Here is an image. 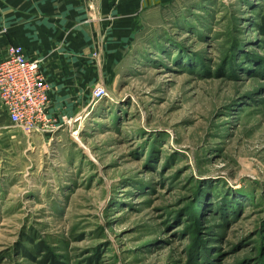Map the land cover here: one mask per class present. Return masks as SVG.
Masks as SVG:
<instances>
[{
    "label": "rangeland",
    "instance_id": "rangeland-1",
    "mask_svg": "<svg viewBox=\"0 0 264 264\" xmlns=\"http://www.w3.org/2000/svg\"><path fill=\"white\" fill-rule=\"evenodd\" d=\"M144 20L74 138L28 150L3 118L0 264L33 235L69 264H264V0Z\"/></svg>",
    "mask_w": 264,
    "mask_h": 264
},
{
    "label": "crops",
    "instance_id": "crops-1",
    "mask_svg": "<svg viewBox=\"0 0 264 264\" xmlns=\"http://www.w3.org/2000/svg\"><path fill=\"white\" fill-rule=\"evenodd\" d=\"M176 2L0 0V61L9 46L22 45L28 57L40 61L50 84L49 128L26 135L27 149H46L51 139L78 135L79 126L97 104L92 90L100 84L108 86L124 57L137 49L145 14ZM86 90L91 92L86 95L82 92ZM0 116V134L8 137L11 150L14 138L5 129L9 124L3 118L8 119L9 114L1 101ZM46 153L39 154L43 164H48Z\"/></svg>",
    "mask_w": 264,
    "mask_h": 264
},
{
    "label": "built area",
    "instance_id": "built-area-1",
    "mask_svg": "<svg viewBox=\"0 0 264 264\" xmlns=\"http://www.w3.org/2000/svg\"><path fill=\"white\" fill-rule=\"evenodd\" d=\"M94 103L112 99L107 86L92 90ZM0 101L11 123L27 135L49 128L50 84L40 61L28 57L22 45L13 44L0 61Z\"/></svg>",
    "mask_w": 264,
    "mask_h": 264
},
{
    "label": "trees",
    "instance_id": "trees-1",
    "mask_svg": "<svg viewBox=\"0 0 264 264\" xmlns=\"http://www.w3.org/2000/svg\"><path fill=\"white\" fill-rule=\"evenodd\" d=\"M260 31L264 34V22L260 25ZM27 240L31 247L20 243L17 248H20L19 250L28 262L15 264H69L44 238L33 235L29 236Z\"/></svg>",
    "mask_w": 264,
    "mask_h": 264
}]
</instances>
